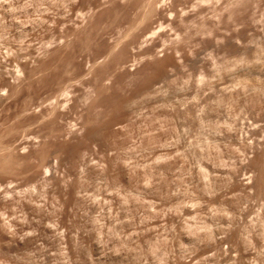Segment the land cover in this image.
Listing matches in <instances>:
<instances>
[{
    "label": "rangeland",
    "instance_id": "rangeland-1",
    "mask_svg": "<svg viewBox=\"0 0 264 264\" xmlns=\"http://www.w3.org/2000/svg\"><path fill=\"white\" fill-rule=\"evenodd\" d=\"M144 1L0 0V264H264V0Z\"/></svg>",
    "mask_w": 264,
    "mask_h": 264
},
{
    "label": "bare ground",
    "instance_id": "bare-ground-1",
    "mask_svg": "<svg viewBox=\"0 0 264 264\" xmlns=\"http://www.w3.org/2000/svg\"><path fill=\"white\" fill-rule=\"evenodd\" d=\"M148 1V0H147ZM153 1H155V2H161V0H153ZM153 1L151 2V0H149V2H151V3H149L148 2V5L150 4V6H151V4L153 3ZM146 3V0L144 1V3H142V4H145ZM147 4V3H146ZM161 4V3H160ZM153 5H155V4H153ZM144 6V5H143ZM146 7H148L147 5H145ZM144 6V7H145ZM152 7V6H151ZM150 9V8H149ZM153 9H154V6H153ZM157 9V8H156ZM144 10H146V9H144ZM150 11H152V10H150ZM136 14V13H135ZM146 17V16H145ZM149 17V16H148ZM147 17V18H148ZM139 22V21H138ZM145 22V21H144ZM132 25V24H131ZM138 25V24H137ZM144 25V24H143ZM147 26V25H146ZM129 29V28H128ZM134 31V30H133ZM134 36V35H133ZM146 36V35H145ZM149 36V35H148ZM128 37V36H127ZM135 39V38H134ZM141 39V38H140ZM119 46V45H118ZM114 47V46H113ZM112 47V48H113ZM109 55V54H108Z\"/></svg>",
    "mask_w": 264,
    "mask_h": 264
}]
</instances>
